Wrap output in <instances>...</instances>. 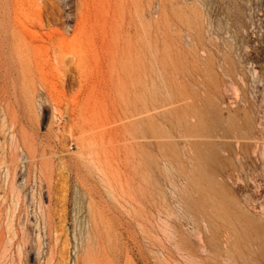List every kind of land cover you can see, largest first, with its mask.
I'll use <instances>...</instances> for the list:
<instances>
[{"label": "rangeland", "instance_id": "1", "mask_svg": "<svg viewBox=\"0 0 264 264\" xmlns=\"http://www.w3.org/2000/svg\"><path fill=\"white\" fill-rule=\"evenodd\" d=\"M130 1L131 15L90 2L96 10L78 30L73 15L67 28L36 16L27 36L36 47L23 63L22 51L0 48L5 264L245 262L198 236L206 198L223 195L201 165L186 181L182 171L193 167L184 148L198 129L181 123L196 106L208 120L213 105L257 99L264 0ZM21 64L28 78L16 77ZM156 97L179 107L152 124L133 115ZM165 140L173 144L157 145ZM226 157L223 166L240 165ZM257 178L245 163L228 185L244 199L258 193Z\"/></svg>", "mask_w": 264, "mask_h": 264}, {"label": "bare ground", "instance_id": "2", "mask_svg": "<svg viewBox=\"0 0 264 264\" xmlns=\"http://www.w3.org/2000/svg\"><path fill=\"white\" fill-rule=\"evenodd\" d=\"M103 1L109 8H115V13L120 7L129 10L128 14L131 15L134 7L130 0ZM90 2H93L94 6L96 0H73V3H70V0L66 3L65 0L63 3L55 0H0V34L3 35L0 37V48L12 47L19 52L22 51L18 59L23 63L26 56L24 51L35 50L36 47L27 41L36 16L41 17V24L46 16L49 22L59 21V24L67 28V21L73 15L77 20L75 30H78L83 18L96 10L95 7L90 8ZM129 24L132 25L131 17ZM21 67V70L16 71V77L28 78V70L22 64ZM256 88L257 99H251L245 93L241 100L213 105L208 120L204 119L196 106L189 117L181 123L185 129L191 126L198 129L196 134L189 135L193 140H189L190 146L184 148L186 161L193 167V170L183 169L186 181H189L191 175L199 172L201 165L215 175L212 184L218 188V193L223 195L222 200L216 196L206 198L205 201L211 204V209L203 216V223L201 220L197 222L198 236L200 240L208 242L215 251L236 250L244 258V264H264V75ZM178 101L180 99L152 98L133 115H143L141 120L152 124L157 116L165 117L167 113L176 110L179 106L173 104H177ZM240 113L243 114L241 117ZM215 129H222L223 132H215ZM172 144L171 140L157 142L159 147ZM225 152L235 155L240 165L230 163L223 166L221 162L223 159L227 160L226 156L230 155H226ZM245 163H251L255 167L258 193L255 196L245 195L244 199H241L230 188L228 180L236 182V176L240 174ZM218 218L226 222L224 231L216 227ZM2 246L0 237V264H5Z\"/></svg>", "mask_w": 264, "mask_h": 264}]
</instances>
